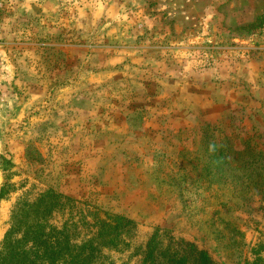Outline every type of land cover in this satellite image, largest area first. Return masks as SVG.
Here are the masks:
<instances>
[{"label": "rangeland", "instance_id": "rangeland-1", "mask_svg": "<svg viewBox=\"0 0 264 264\" xmlns=\"http://www.w3.org/2000/svg\"><path fill=\"white\" fill-rule=\"evenodd\" d=\"M209 141L260 155L245 189ZM4 184L0 244L18 206L66 197L71 244L118 226L96 264H149L153 238L150 264L264 260V0H0Z\"/></svg>", "mask_w": 264, "mask_h": 264}, {"label": "trees", "instance_id": "trees-1", "mask_svg": "<svg viewBox=\"0 0 264 264\" xmlns=\"http://www.w3.org/2000/svg\"><path fill=\"white\" fill-rule=\"evenodd\" d=\"M205 144L206 149H214L211 157L214 162L225 163L233 158L236 163L228 165L231 167L233 176L231 181L233 186H239L242 190L246 188L247 178L257 176L256 161H259V154L247 150L236 151L229 149L228 152L209 141ZM211 145V146H210ZM202 144L192 147V152L187 154V163L190 166L185 173L195 176L197 180L204 179V174L208 170L204 159L209 156ZM4 171L7 169L2 167ZM224 171L220 169L219 172ZM251 184H248V186ZM255 187V186H254ZM241 194L242 192L239 191ZM236 195L237 191L232 190ZM7 194V184L0 188V200ZM70 201L66 197H39L36 202L29 205H20L12 213L10 226L6 231L0 244V264H96L95 258L99 246L116 248V235L118 226L111 222L95 220L97 227L96 236L89 240H84L78 244L69 242L67 229L59 228L50 222L52 214L57 209L63 207L62 199ZM98 217V216H97ZM241 235V232H236ZM155 238L148 246V253L144 262H148L155 249ZM233 260V264H264L261 258L249 262L244 258L242 250L235 249L225 255ZM239 257V260L237 261ZM165 263L160 264H215L209 253L205 250L193 249L191 258L176 257L173 254L164 255ZM155 262V261H154ZM159 264V263H155Z\"/></svg>", "mask_w": 264, "mask_h": 264}]
</instances>
